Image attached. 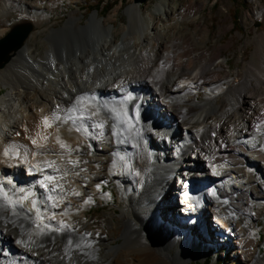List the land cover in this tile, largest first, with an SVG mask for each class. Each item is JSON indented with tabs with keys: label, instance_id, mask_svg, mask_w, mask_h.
<instances>
[{
	"label": "bare ground",
	"instance_id": "1",
	"mask_svg": "<svg viewBox=\"0 0 264 264\" xmlns=\"http://www.w3.org/2000/svg\"><path fill=\"white\" fill-rule=\"evenodd\" d=\"M30 1L35 9L32 18L38 24L47 20L43 13L51 4L63 0ZM188 1L175 13L167 0H157L155 8L145 15L141 5L129 2L125 10L128 22L121 28L115 27L116 9L103 20L91 16L85 25L79 22L82 14L74 10L64 26L48 30L49 43L41 53L27 39L0 69V84L7 89L0 101V181L6 188H30L45 217L57 213L54 221L45 219V224L58 226L59 221H64L77 229L38 235L39 229L31 219H24L23 214L14 216L11 208L0 209V264H187L205 252L183 248V254L178 253L179 260L172 263L171 254L165 255L164 251L175 247L173 241L183 240L187 220L202 208L208 209L217 235L231 236L233 254L238 260L264 264L253 252L255 242L247 238L246 227L247 219L263 214L251 212L255 205L264 202V121H257L264 115V55H259L256 63H242L234 81H227L226 74L218 75L221 48L228 46H212L211 53L203 47L187 58L184 49L175 55L176 45L167 48L168 35L176 39L185 15L195 12L205 0ZM6 2H1V17L8 13ZM29 14L27 11L24 17ZM157 15L164 16L161 31H165L166 39L160 37L157 26L145 25V16L154 20ZM107 22L114 28L109 29ZM45 32L31 33L28 38ZM192 33L202 43L209 39L208 28L198 23ZM12 45L9 42L0 46V57ZM261 49L264 53L263 43ZM203 88L217 94L202 102L188 98L194 90ZM220 95L226 100L223 105L218 103ZM80 96L87 99L79 101ZM153 101L159 105L150 109ZM99 104L104 105L106 112L99 109ZM57 106L61 116L69 108L76 109L72 113L75 117H87L99 109V115L91 120H77L76 127L84 125L90 135L76 131L71 120L53 122L52 112ZM144 108L156 116L159 124L151 122L152 125L149 118H141ZM45 116L51 127L45 126ZM117 117L129 124L136 141L127 142L122 138L124 131L111 127ZM130 117L136 123L139 120L138 128ZM101 121L102 129L91 127ZM57 136L72 149L80 150L69 155L67 149L60 147ZM69 159L78 160V166L73 167ZM125 159L131 161L129 168H125ZM45 160L56 161L59 172L46 167ZM191 164L193 167L188 168ZM118 168L129 170L132 180L111 173ZM20 169L25 170L24 177ZM187 169L193 173L192 181L200 175L202 178L201 184L196 185L198 192L190 193L185 200L176 197L175 182L171 190V175ZM64 172L67 176L59 179ZM45 175L57 177L55 182L63 185V191H49L51 184L42 187L39 182ZM229 175L235 177V187L225 194L222 185L230 182ZM133 180L137 183L134 188ZM113 182L118 183L120 214L109 210L98 221L91 215L102 204L97 198L102 195L104 184ZM49 196L55 201L48 200ZM89 197L91 202L85 204ZM57 202L58 207L43 212L44 203ZM173 205L186 216L185 222L172 217L171 227H163L160 232L153 223L161 214L166 218L168 212L173 213L168 210ZM24 207H31L30 201L24 202ZM65 210L67 215H59ZM17 212L22 210L17 208ZM28 215L34 218L35 212ZM142 230L148 235H143ZM69 235L74 245L79 242L81 247L73 246L66 252ZM167 235H171L170 242H165ZM147 237L158 239L166 248L160 243L150 244ZM121 238L122 244H117Z\"/></svg>",
	"mask_w": 264,
	"mask_h": 264
},
{
	"label": "rangeland",
	"instance_id": "2",
	"mask_svg": "<svg viewBox=\"0 0 264 264\" xmlns=\"http://www.w3.org/2000/svg\"><path fill=\"white\" fill-rule=\"evenodd\" d=\"M6 1L8 13L5 16H0V38H2L10 30L11 25L20 22L22 19L28 20V22L31 23L33 26L32 34L37 31L47 30V32L42 33L39 36L27 38L29 39L27 41L30 45L37 46V53H41L44 50L43 48L45 47V45L49 43V41L46 39L48 36V30L51 28L59 29L64 26L70 12L78 10L82 14L79 22L82 25H85L86 22L90 20L91 16L94 15L97 19L99 16L100 20H103L102 18L109 16L116 9L117 14L113 17L115 20V27L121 28L124 24L128 22V16L125 10L128 7L129 2H133V0H104L108 1V4H110L112 8L108 13L102 14L101 8L94 9L93 11L88 10V7H93L99 0H63L62 2H59L57 4H51L49 6V10L44 11L43 13V15L47 17V20H44L37 24L32 18L35 13V9L29 5L32 1ZM1 2L2 0H0V5ZM156 2L157 0H146L144 3L139 4L142 6L141 9L143 14L145 15L146 11L154 9ZM167 2L169 8H171L175 13H179L180 10L183 8V5H185L189 1L167 0ZM27 11H29L30 14L24 17ZM161 17L164 16L157 15V17L155 16L154 20H151L148 19L147 16H145V25L149 28L157 26L158 30L160 29V37L162 36V39H166L167 36L165 34V31H161ZM197 23L201 27L208 28L209 39L205 42L206 44L202 43L200 38L196 37L192 33ZM106 26L109 29L114 28L108 22ZM228 26H231L230 29L224 31V28ZM178 28L181 32L179 33L180 35L176 39H173L171 35H168L167 40L169 44H167V48H171L176 45L175 48L177 50L175 49L176 54H174L177 55L181 51V49H184L183 52L186 51L184 53L186 55L185 57L187 58L188 56L193 55L196 51L204 50L205 48L208 53H211L212 46H228L227 48H221L220 55L222 58L219 60L221 61V70L218 71V75L219 77H224V75L226 74L228 75L227 81H234L236 75L242 69V63H247L249 61L256 63L259 55H264L261 49L262 43L264 47V0H205L202 3V6H200V8H198L195 12L187 13L185 15L183 21L180 23ZM218 31H220V35H217ZM119 38H121V36ZM187 38L189 40H187ZM57 41L60 42L58 39ZM176 42H178V45ZM184 42L187 43L184 44ZM57 49H61L59 44H57ZM207 63L210 65L209 62H206V64ZM210 79H214V77ZM223 85L227 86V83L224 82ZM255 85L256 82L253 81V86ZM206 91H208L209 93H206ZM6 92L7 89H4V86L0 84V101ZM216 94V91L210 92L209 90L203 88L199 90H194L188 98L194 99L197 102H202L205 97L211 98ZM225 101L226 100L223 95L218 96L219 105H223ZM158 103V101H153V106H151L150 109H154V107L159 105ZM98 106L102 112H106V110L104 109V105L99 104ZM140 113L141 118H149L150 123L155 122L159 124V122L156 120V116H152L151 113H149L145 108L142 109ZM260 117L263 119L264 115ZM130 119L133 120L134 123H136L133 118L130 117ZM263 121L261 123H263ZM115 124L119 130L125 132V135L122 138H124L129 143L136 141L135 133L130 129L129 124L125 123L121 117L116 118ZM139 124L140 122L138 120L135 128H138ZM190 157H192V155H190ZM130 163L131 161L125 159V168H129L131 165ZM19 172L22 177H24L25 170L20 169ZM111 173L115 175H126L131 180L133 177L129 170H126V172H124V168H118V171H111ZM131 186L133 188L137 186L135 180L131 181ZM171 190H174L173 181H171ZM107 199L110 200L109 205H107ZM99 200H101L102 204L97 205L95 208L96 211L94 210L91 214L95 215L96 220L100 221V217L109 210H115L117 214H120V209L118 208V205H120V198L118 196V183H105L102 195L97 198V201ZM168 208V210L171 209L170 211H172L173 213L168 212L169 216L167 215L166 218L164 217V214L160 215L159 213L160 216L157 217L156 223H153L154 226L160 229V232L163 231V227H171V222H169V219H172V217H178L177 220H179L180 223L185 222L184 218H186V216L182 214L178 206L173 205L172 208L169 206ZM163 211H165L166 213V210ZM258 212L263 213L259 218L246 220V227L248 229L247 238H251L254 240L255 244L253 246V252L258 254L260 256V262H263L264 202L255 205L251 214L255 215ZM208 213L209 212L207 208H202L196 214V216L192 217V219L190 220L191 222L187 220L188 228L187 231L183 233L184 235H182L183 240L176 242L173 241V245L175 247L168 249V252L164 251L165 255H168L170 253V261L174 263L176 258H179L178 253L183 254V248L194 247L195 249L199 250L200 253L205 252V255L200 254L199 257H197L195 260L192 259V261L188 262L187 264H200L206 259L210 260L211 264H214L216 261H219L220 264H249L247 262H241L240 260H238L239 258L233 254L234 245L232 244L233 239L231 238V236L226 233L217 235L214 232L215 227L211 226ZM173 214L176 216H172ZM142 234L148 235L146 234L145 230H142ZM167 236L168 237L166 238L165 242H170L169 240H171V235ZM152 238L153 239L148 238V242L150 244L152 243L154 246H157L160 243V246L163 249L166 248L158 239L154 237ZM122 242L123 239L121 238L117 241V244H122ZM213 246H216L217 248H215V250L211 253L209 252V250Z\"/></svg>",
	"mask_w": 264,
	"mask_h": 264
},
{
	"label": "snow or ice",
	"instance_id": "3",
	"mask_svg": "<svg viewBox=\"0 0 264 264\" xmlns=\"http://www.w3.org/2000/svg\"><path fill=\"white\" fill-rule=\"evenodd\" d=\"M87 97L86 96H80L78 97L79 101H84L86 100ZM89 107H92L91 105ZM76 111V109L73 108H69L67 109L66 113L61 116L60 115V111H59V106H57V109L54 110L52 112V120L53 122H62V123H68L69 120H71L73 126L75 127V130L80 132L83 131L84 134L86 135H90V133H88V128L85 127L84 125H80L78 127H76V123L77 120H84V119H88L91 120L92 117L98 116L99 115V109H97L96 111L91 112L87 117H84L83 115L79 116V117H75L72 115V113ZM111 111V110H109ZM49 121V117L45 116L43 118V122L45 124L46 127H51L52 125L48 123ZM92 128H103L104 127V122L101 121L100 123H93L91 125ZM111 127L113 129L116 128V124L111 125ZM71 130V129H70ZM57 131H59V128H57ZM100 135H103V132L100 133ZM113 135H116L115 132H113ZM48 137H43L44 140H47ZM57 142L59 143L60 147L62 149H67L69 155L71 154L72 151H79V147H77L76 149H72V147L70 145H67L64 141H62L60 139L59 136L56 137ZM32 143L35 145L37 142L35 139L32 140ZM38 147H43V145H38ZM5 155H8V150H5ZM43 163L46 165V167L48 168H52L53 171L55 172H59V167L56 165V161H43ZM68 163L72 164L73 167H77L79 164L78 160H68ZM35 167H39V165H35ZM43 171V169H42ZM67 172H64L63 176H60L59 179H63L64 176H67ZM79 173H77L78 175ZM57 180V177L53 176V175H45L43 180L40 181L39 183L41 184L42 187L47 188L49 184L52 185V187L49 189V191L51 192H55L57 191V189L63 191V185L57 184L55 181ZM47 182V183H45ZM9 184H11L12 182L9 180L8 181ZM21 193H23V195H20ZM76 195H79V193H75ZM35 196V193L29 188V189H25L24 187H15L13 186V188H6L4 183L2 181H0V209H7V208H11L12 209V214L14 216H19V215H24V219L28 220L31 219L32 223H34L36 225V227L39 229L38 231V235H44L47 234L49 232H57V233H63L65 231L67 232H73V231H77V229L74 228L73 225L67 224L64 221H59L58 222V226L53 225L51 223L45 224L44 220L47 219L49 221H54L56 218L57 213L52 212L50 215H48L47 217H45V215L42 214L41 211V206H38L37 200L34 199L33 197ZM55 197L49 196L48 200H53L55 201ZM26 201H30L31 207L29 208H25L24 207V202ZM91 202V198L89 197L88 199H86L84 201L85 204ZM59 204L57 203H53L51 205H48L47 203L43 204V212L47 213L49 211V207H58ZM17 208L21 209L22 212H17ZM78 211V210H77ZM35 212V217L32 218L28 215V213H32ZM59 215H67V210L60 212ZM0 219H2V217H0ZM47 229V232L45 231ZM86 235H92L91 233H87ZM18 243H25L23 241H18ZM67 245L68 248L65 249V251H69L73 246L77 249H79L81 247L80 243L77 242L74 245L73 239L71 238V236L69 235L68 239H67ZM88 247H90L91 245H87Z\"/></svg>",
	"mask_w": 264,
	"mask_h": 264
},
{
	"label": "water",
	"instance_id": "4",
	"mask_svg": "<svg viewBox=\"0 0 264 264\" xmlns=\"http://www.w3.org/2000/svg\"><path fill=\"white\" fill-rule=\"evenodd\" d=\"M146 0H133L136 4L144 3ZM33 31V26L28 21H20L10 26V30L0 38V46H3L9 42H13L11 49L0 57V69H3L4 66L11 60L15 55L16 51L21 49Z\"/></svg>",
	"mask_w": 264,
	"mask_h": 264
},
{
	"label": "trees",
	"instance_id": "5",
	"mask_svg": "<svg viewBox=\"0 0 264 264\" xmlns=\"http://www.w3.org/2000/svg\"><path fill=\"white\" fill-rule=\"evenodd\" d=\"M93 7H88V10L93 11L94 9L101 8L102 14L108 13L112 8L111 5L108 4V1H104V0H99ZM200 264H211V261L206 259L202 261ZM214 264H220V263L219 261H216Z\"/></svg>",
	"mask_w": 264,
	"mask_h": 264
}]
</instances>
